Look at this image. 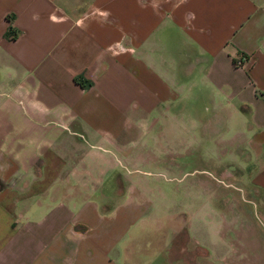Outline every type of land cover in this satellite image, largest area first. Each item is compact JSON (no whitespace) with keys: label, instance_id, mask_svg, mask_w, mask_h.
<instances>
[{"label":"crops","instance_id":"0c3cea01","mask_svg":"<svg viewBox=\"0 0 264 264\" xmlns=\"http://www.w3.org/2000/svg\"><path fill=\"white\" fill-rule=\"evenodd\" d=\"M195 145L219 167L249 151L264 202V0H0V264L233 256L196 233L221 187L187 173L161 252L140 236L168 198L139 166L173 183Z\"/></svg>","mask_w":264,"mask_h":264},{"label":"rangeland","instance_id":"374dc122","mask_svg":"<svg viewBox=\"0 0 264 264\" xmlns=\"http://www.w3.org/2000/svg\"><path fill=\"white\" fill-rule=\"evenodd\" d=\"M201 153L202 151L195 145V153L191 150L189 154H185L188 159H185V162L183 160L180 161L183 164L173 169V175L175 176L173 183L165 180L166 177L172 175L167 173L165 167L161 165L157 167L153 165L139 166L144 171V177L147 180L161 185L168 194H164L163 191V196L168 199L159 197V199H156L159 203L157 206L159 205L162 208L161 210L166 212V214L159 213L158 215L162 226L158 227V229L149 226L143 228L140 232L142 240L154 242L150 253L161 252V245L166 241L167 229L171 226V219L166 217V215L170 216V213L167 212L174 210V213H178L180 209L187 207L188 204L185 196L179 195V193H175V195L170 193V185L176 182L179 185L185 183L186 179H184L185 181H181L182 178L179 181L177 179L181 174L187 173L206 179L207 185L210 186L211 190H214L216 185L222 189L219 196L206 199L207 203L209 201L220 214V217L216 219L218 220L217 226L215 227L214 216L206 214L207 222H205L207 228L204 231L196 230V233L201 232L200 236L202 235V238L208 243L216 242L214 247L217 250L216 252L231 254L236 258L227 256L224 261L211 264H264V202L261 195L258 192V194L255 193L256 191L251 188L252 182L250 179L254 172V165L252 166V158H250L249 151H238L237 165L229 163L232 160L227 158L220 167L217 162L208 160L207 157H205L206 160L204 162L199 161L197 158L200 157L201 159V156H198ZM201 200L200 193L199 201L198 198L189 201L191 209L196 211L198 205L201 206ZM173 216V220L176 222V219L182 215L174 214ZM179 223L181 224V222ZM216 232L219 235L214 234ZM219 236L232 245L221 247L217 240ZM208 248L207 246V250Z\"/></svg>","mask_w":264,"mask_h":264},{"label":"built area","instance_id":"2783aa9c","mask_svg":"<svg viewBox=\"0 0 264 264\" xmlns=\"http://www.w3.org/2000/svg\"><path fill=\"white\" fill-rule=\"evenodd\" d=\"M242 59H243V57H239L238 59H236V60L234 61V65H235V66L240 65L241 62H242Z\"/></svg>","mask_w":264,"mask_h":264}]
</instances>
